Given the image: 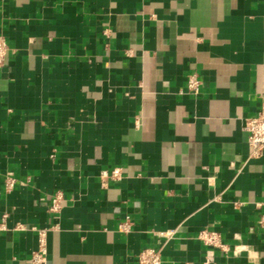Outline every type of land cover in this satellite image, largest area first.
Segmentation results:
<instances>
[{"label":"crops","instance_id":"crops-1","mask_svg":"<svg viewBox=\"0 0 264 264\" xmlns=\"http://www.w3.org/2000/svg\"><path fill=\"white\" fill-rule=\"evenodd\" d=\"M0 35V264H31L37 228L47 264H138L169 229L163 264H264V150L243 128L264 102V0H0Z\"/></svg>","mask_w":264,"mask_h":264},{"label":"built area","instance_id":"built-area-1","mask_svg":"<svg viewBox=\"0 0 264 264\" xmlns=\"http://www.w3.org/2000/svg\"><path fill=\"white\" fill-rule=\"evenodd\" d=\"M9 45L3 35H0V69L5 65L7 55L9 53ZM187 91L194 96H199L202 90V81L197 73L189 74L187 78ZM244 130L248 134V143L251 147V157H259L264 150V102L261 105L258 113L252 117H247L244 121ZM120 176V169L115 168L111 174L103 172L104 178H118ZM15 185V178L7 177L6 187L7 189L13 188ZM64 197L61 193L56 194L49 203V211L52 213H58L62 206ZM264 205V203H261ZM258 226L264 233V212L261 213L257 220ZM3 227L4 224H1ZM16 229H24L22 224H18ZM120 231L129 232L132 228V221L127 217L123 219L118 226ZM36 229V228H34ZM38 233V247L33 252L30 258L31 264H47L48 263V240L46 228H37ZM155 234L161 238L160 243L163 244L162 238H165V242L174 238L175 231L173 229L165 231H156ZM197 239H199L211 252L214 249L219 248L222 251H228L229 245L223 241L222 235L219 231L204 227L197 233ZM144 247L138 254V264H163L164 258L162 253V247ZM205 264H210L209 260Z\"/></svg>","mask_w":264,"mask_h":264}]
</instances>
